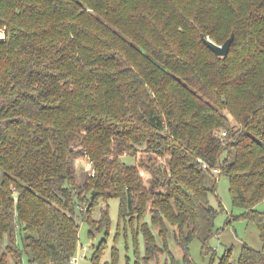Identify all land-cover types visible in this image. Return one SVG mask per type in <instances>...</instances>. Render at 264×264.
Here are the masks:
<instances>
[{
	"label": "trees",
	"instance_id": "16d2710c",
	"mask_svg": "<svg viewBox=\"0 0 264 264\" xmlns=\"http://www.w3.org/2000/svg\"><path fill=\"white\" fill-rule=\"evenodd\" d=\"M0 30V264H70L89 188L106 204L90 233L108 224V199L123 220L142 211L131 225L149 203L158 230L136 224V264L167 250L158 239L170 227L185 252L195 237L205 245L214 169L262 242L219 264H264V213L254 211L264 199V0H0ZM231 34L225 56L201 37ZM137 147L172 155L168 174L153 165L147 189L121 158ZM76 154L95 168L79 192ZM156 187L165 193L151 196Z\"/></svg>",
	"mask_w": 264,
	"mask_h": 264
},
{
	"label": "rangeland",
	"instance_id": "374dc122",
	"mask_svg": "<svg viewBox=\"0 0 264 264\" xmlns=\"http://www.w3.org/2000/svg\"><path fill=\"white\" fill-rule=\"evenodd\" d=\"M3 38L4 31L0 30V40ZM209 105L215 106L211 103ZM224 112L228 116L231 125L235 126V130L239 129L240 124L226 109ZM227 147L233 149L231 146ZM171 157L172 155L169 152L163 156H158L152 152H146L143 147H137L134 154L130 153L129 150H125L121 156L127 163L134 164L137 175L146 189L149 188L153 179L150 171L153 165L159 166L161 170H166L168 174ZM71 167L75 191L79 192L80 188L92 179L95 168L87 157L79 154L73 157ZM219 174L220 172L205 174V186L211 190L208 199L211 206L217 211L213 219L214 232L207 243L203 245L195 237L190 241L185 252L178 245L173 229L170 227L165 241L157 237L160 245L167 244V250L161 248L157 255L155 254L157 258H153V255L149 259L141 260L142 264H219L220 259L227 253H229L231 261L237 260L240 257L243 245L257 249L261 248L262 242L259 236L258 224L250 216L249 210L232 204L229 178L226 175L220 176ZM92 192L94 191L89 188V190H84L78 195L80 197L79 204L81 205L79 210L83 217L79 219L78 238L73 253L76 261L73 264H136L137 255L142 256L144 252L142 234L135 232L136 224L139 227L143 225L144 221L147 222L152 231L157 232L158 230V227L153 226L151 223L149 203L146 204V215L138 219L137 223L131 225L128 219L132 218L134 222V215L139 213L142 216V211L138 209L132 213L127 212L125 214L127 219L123 220L119 217V199H108V224L103 223L102 225L99 222V224L97 223L99 228L93 229L90 233V223L98 222L99 209L103 211L106 207V204L102 202L103 199H97V195L93 200ZM162 193H165L164 189L156 187L154 194L151 196L154 197L157 194L160 196ZM254 211L264 213V199L254 206ZM262 223H264V216ZM19 232L20 229L17 231L16 245L22 249L23 245L20 241ZM83 247H85L84 250ZM22 264H29L26 256H23Z\"/></svg>",
	"mask_w": 264,
	"mask_h": 264
},
{
	"label": "water",
	"instance_id": "95a60500",
	"mask_svg": "<svg viewBox=\"0 0 264 264\" xmlns=\"http://www.w3.org/2000/svg\"><path fill=\"white\" fill-rule=\"evenodd\" d=\"M204 44L217 56H225L228 54L230 46L234 39V34H231L222 44H217L210 39L201 35Z\"/></svg>",
	"mask_w": 264,
	"mask_h": 264
},
{
	"label": "built area",
	"instance_id": "2783aa9c",
	"mask_svg": "<svg viewBox=\"0 0 264 264\" xmlns=\"http://www.w3.org/2000/svg\"><path fill=\"white\" fill-rule=\"evenodd\" d=\"M224 134V133H223ZM203 167L206 168V164H203ZM214 172H218L216 169L213 170ZM83 250L85 249V247L82 248ZM76 261V257L72 256L69 260L70 264H73Z\"/></svg>",
	"mask_w": 264,
	"mask_h": 264
}]
</instances>
